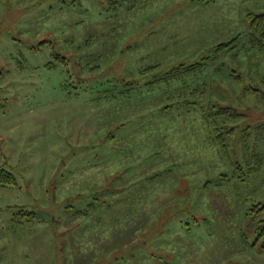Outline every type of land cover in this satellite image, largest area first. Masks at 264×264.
Wrapping results in <instances>:
<instances>
[{
	"label": "rangeland",
	"instance_id": "1",
	"mask_svg": "<svg viewBox=\"0 0 264 264\" xmlns=\"http://www.w3.org/2000/svg\"><path fill=\"white\" fill-rule=\"evenodd\" d=\"M249 13L264 0H0V264H264ZM214 103L243 114L215 118L244 179Z\"/></svg>",
	"mask_w": 264,
	"mask_h": 264
},
{
	"label": "trees",
	"instance_id": "2",
	"mask_svg": "<svg viewBox=\"0 0 264 264\" xmlns=\"http://www.w3.org/2000/svg\"><path fill=\"white\" fill-rule=\"evenodd\" d=\"M205 2V1H204ZM247 19L249 21V24L253 30V32L251 33V40L253 43L256 44V46L259 45H264L263 41H264V14H253V13H249L247 15ZM231 42L230 43H222L218 46V49L220 51H223L227 48H231ZM206 66V60L205 61H196L194 63H190V64H181L179 66H176L174 68L168 69L166 72H164L163 74H154V76L152 78H148V82L149 85L150 83H160V82H165L168 80H175L178 78H181L183 76H185L186 74H190V73H196L200 70H202L204 67ZM158 67L157 66H153L151 68H147L145 71L146 72H154L155 70H157ZM148 74V73H146ZM232 75H234V72L231 73ZM234 82L239 83V78L234 76ZM152 81V82H150ZM131 82L128 87H131ZM251 89V88H250ZM255 90V89H254ZM255 92H257L255 90ZM218 116H227L230 120L235 121L238 118L242 119L243 114L239 113L238 111L236 112V110H232L229 107H220V103H214L212 104V107L210 108V110H208L207 114H206V119L210 122L213 132H214V137L217 140H220L221 142H219V146L222 148V154H223V158L226 161H230L229 164L235 167V173L239 175L240 178L244 179L245 177H247L252 171L253 174H257L263 167H264V154H262L261 152H257V150H255L253 152V150L251 149L249 151L250 158L255 159V163L254 164L256 166V168H258L259 170H255L253 168L252 171H248L246 176H245V164H243L242 162L240 163H235L233 162V157L230 154L231 148L229 149V145H228V139L230 138V136H233V132L232 131H236V128L233 129V127H224L220 124H218V120H216L215 117ZM263 131V137H261V134L258 135L261 138V141L263 143L264 141V130ZM259 144V143H258ZM230 150V151H229ZM264 151V150H262ZM254 153V154H251ZM243 175V176H242ZM9 184L11 182H8ZM7 182H4V179L0 178V184H8ZM254 217V216H251ZM260 223H264V222H260ZM262 229V231H260ZM259 236L262 235V232L264 231V224L263 226H261L259 228Z\"/></svg>",
	"mask_w": 264,
	"mask_h": 264
}]
</instances>
